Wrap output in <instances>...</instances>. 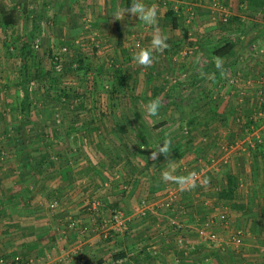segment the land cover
I'll list each match as a JSON object with an SVG mask.
<instances>
[{"label":"crops","instance_id":"obj_1","mask_svg":"<svg viewBox=\"0 0 264 264\" xmlns=\"http://www.w3.org/2000/svg\"><path fill=\"white\" fill-rule=\"evenodd\" d=\"M7 1L10 2L0 0V9L6 10ZM46 1V19L55 16L75 26L66 33L77 31L80 35L82 17L92 18L94 31L87 29L85 33L96 39L103 50L112 52L108 57L113 55L124 68L121 82L127 91L121 105L96 107L92 102L85 109L62 108L67 122L60 125L58 137H48L41 149L43 145L49 147L47 141L52 140V147L68 146L73 151L66 153L62 149L61 156H52L42 149L38 156L15 155L5 165L0 162V264H13L15 258L19 264H172L174 252L167 250L171 241L152 234L154 221L127 216L116 221L111 226L116 231L106 237L101 229L94 230L101 220L93 216L96 209L92 207V200L98 197L103 214L121 209L133 216V211L152 204L166 188L176 187L161 179L168 166L166 158H148L149 151L166 134L172 140L168 159L177 164L176 174L196 172L198 179L209 181L206 185L197 182L201 187L188 191L173 190L183 207L176 211L178 218L194 232L196 223L212 216L217 221L219 214L226 213L230 225L251 228L247 243L258 242L257 231L264 227V143L253 149L248 143L251 137L245 136L243 130H248L250 120L261 132L256 135L264 138L261 7L248 4L249 0H183V15L174 18L170 7L159 5V26L169 38V47L162 53H153L152 66L144 68L132 59V53L137 44L150 45L152 28L127 13L123 20H117V13L129 7L131 0ZM155 2L144 0L148 5ZM189 5L195 11L191 20H187L185 11ZM224 15H228L227 21L222 20ZM9 17L4 21L7 26L11 24ZM228 42L232 44L226 46V53L214 54L216 48ZM215 57L220 58L222 69L215 67ZM212 73L215 80L208 79ZM155 98L162 100L159 118L146 114L147 102ZM259 111L263 112L262 117L254 120ZM1 114L0 109L3 129L17 128V121L2 124ZM76 116L81 122H73ZM177 117L195 135L187 145L174 138ZM40 127L44 131L51 128L44 123ZM236 131L240 132L238 140H232V149L222 153L223 145H231L226 139L228 134L235 135ZM211 157L218 159L220 167L206 166L194 171L200 162L209 164ZM228 175L234 182L231 199L219 196L227 186ZM141 200H145V206L139 205ZM70 218L87 227V233L82 234L79 227L67 228ZM122 229L127 235L135 232L134 237L127 239L118 232ZM143 245L146 258L133 255L132 251L143 249ZM197 246L199 252L192 253L190 259L208 250L202 243ZM118 253L124 256L114 260ZM216 256L236 264L243 260L227 252ZM246 256L244 259H250Z\"/></svg>","mask_w":264,"mask_h":264},{"label":"rangeland","instance_id":"obj_2","mask_svg":"<svg viewBox=\"0 0 264 264\" xmlns=\"http://www.w3.org/2000/svg\"><path fill=\"white\" fill-rule=\"evenodd\" d=\"M171 1L173 0H167V2L163 3L156 0L155 4L157 6L170 7L174 11V18L182 16L184 8L183 0L179 4L180 6L175 1H173L175 3ZM168 3H170V6ZM175 6H178L177 12L174 10ZM5 7L6 10L4 8L0 9L1 119L3 121L2 124L8 125L9 122L14 121H17L18 124L15 129L8 126L3 129L2 125H0V162L5 165L16 156L28 154L38 156L42 149L48 155L61 156L60 150L64 149L67 153L70 147H52V140L47 141L50 142L49 147L43 145L44 148L42 147L41 149V144L46 143L48 137H52L53 139L58 137L61 130L60 125L67 122L68 116H63L62 108L81 107L85 109L90 104L93 105V103L97 104L95 105L96 107H111L117 103V105H121L125 97L124 91H127V89L125 90L126 86L121 82V76L124 75L122 69L124 68L113 59V55L108 57L112 52L108 53L105 49L103 50L102 45L96 39L85 33L87 29L94 31L91 17H82V32L78 35L76 34L77 31H68L69 33H66L68 29H75V26H71L70 22L65 24L55 16L46 19L47 15L45 16V11L49 9L46 0H10V2L7 1ZM187 7L193 8L190 5ZM187 7L185 6V11L188 14ZM216 7L223 9V6L217 5ZM8 16L11 19L10 26L4 24ZM24 50L28 51V54L25 56L22 53ZM23 64L26 65L27 69V83H22L21 66ZM4 88L5 90H3ZM121 94L124 95L122 96ZM25 95L28 97L30 106L22 109L21 101ZM163 102H166V100H163ZM197 104L200 105V102L198 101ZM41 109H47L48 112L41 114L39 112ZM10 111H12L9 114L10 116L3 115V112L7 113ZM14 112L16 113L14 114ZM184 118L182 117V119ZM174 120L178 122L177 130H175V140H182L183 144L189 143L188 138H191L192 131L187 128L185 121H181L180 117ZM73 122H81L80 117L76 116ZM180 122L183 123L181 124ZM42 123L50 125L51 128L48 131L42 130L40 127ZM243 133L247 136L249 132L243 130ZM258 133L261 134L260 131ZM239 134L240 132L238 131H236L235 135L228 134L229 136L226 139L230 140L228 144H231L228 146V150L232 149V145L234 144L232 140L237 141ZM193 136L195 137V135ZM200 137L203 141L202 136ZM141 148H144V146ZM185 148L187 146H184L183 150ZM70 151H73V149L71 148ZM223 152H225L224 149H222ZM217 160L216 157H211L207 165H204V162H200L194 166L196 168L194 171L206 166H217L218 168L220 166H218ZM179 175L184 174L180 173ZM203 180L197 178V182L200 184ZM198 187H201V185ZM176 188H178L177 184L176 187L166 188L164 193H160L162 196L156 197L153 199L154 201H151L152 204L140 207L138 212L133 211V216L130 215V212L127 215V212L125 213L121 209L111 210L103 214L104 210H100L99 208L101 206L100 198L96 197L92 200V207L96 209L93 210V216H96L101 222L97 226V229L94 230L100 232L99 229H101V234L103 233L102 235L108 237L111 231H116L111 227L116 221L119 222L127 216L135 219L140 217L154 221L156 225L152 230V234L157 233L158 236H165L171 241V245L167 250H173L174 252L172 264H233V262L236 264L235 261L231 260V262L229 259L223 262L221 261L222 259L216 256L224 252L230 253L234 257H243L241 264H251L252 262V264H257L255 262L264 264V227L259 228L257 231L259 234L257 237L258 242L247 243V237L251 228L230 225L228 223V214L223 213L225 214L223 222L217 223L220 221H216L212 216L209 218L213 219L214 222L210 226L206 225V220H204L195 224V227H193L195 233L191 232L192 227L180 220L176 213L177 209L183 208L179 195L172 201L169 209H163L158 205L155 206L156 203L159 204L165 198H168L167 193L169 191L172 192ZM54 204L55 202L52 203V207H55ZM145 204V200H141L139 203L142 206H145ZM171 220H177L182 225V229H177L174 225H171ZM67 222V228L71 227L73 229L79 227L82 234L87 233L88 228L80 226L79 221L70 218ZM217 227H220L221 231ZM125 229L118 232H123L124 236H127V239L134 237L135 232H129V235H127L124 232ZM201 230L203 233H200ZM237 230L242 231L240 242H236L233 239ZM211 232L217 235V240L214 242L208 238ZM179 238L182 239V242L179 241ZM160 242L163 241L161 240ZM199 243H202L208 250L203 252L202 255L193 256L190 259L189 257L192 253L199 252L197 246ZM143 250L144 245L141 250L131 251L133 255H140ZM146 255L147 253H143L140 256L144 259ZM245 256L250 259H244ZM252 258L257 259L256 261H252Z\"/></svg>","mask_w":264,"mask_h":264},{"label":"clouds","instance_id":"obj_3","mask_svg":"<svg viewBox=\"0 0 264 264\" xmlns=\"http://www.w3.org/2000/svg\"><path fill=\"white\" fill-rule=\"evenodd\" d=\"M159 8L156 4H145L144 0H131V4L127 8H123L117 13V20H123L125 14L132 17H137L145 25L152 28L150 45L145 47L139 44L136 45V51L132 53V59L144 68L151 67L153 64V53H162L169 47L168 36L165 35L158 20ZM215 67L222 69V63L219 57L214 59ZM209 80H215V73L208 76ZM162 107L160 98H155L147 102L146 114L148 117L159 118V111ZM155 123V122H154ZM172 150V140L168 134L162 139L160 143L154 145V148L149 151V159L156 160L163 155L168 161V166L161 173V179L165 182H173L178 185L180 191H188L197 186L198 174L196 172H189L187 175H178L177 164L172 159H168ZM208 180L205 178L202 185H206Z\"/></svg>","mask_w":264,"mask_h":264},{"label":"built area","instance_id":"obj_4","mask_svg":"<svg viewBox=\"0 0 264 264\" xmlns=\"http://www.w3.org/2000/svg\"><path fill=\"white\" fill-rule=\"evenodd\" d=\"M159 2L165 3V2H167V0H159ZM186 9H187V12H188V14H187L188 15L187 16V20H189L190 18H192L195 15V11L191 7H187ZM174 10H175V12H177L178 11V6H175V9ZM227 19H228L227 18V15H224L222 17V20L223 21H227ZM226 77H227V75H225V78ZM227 81H229V83H230L232 81V77L229 76L228 79H227ZM263 112H264V109H263ZM263 112H260L259 111L256 114V116L253 117V119L255 120L256 118L262 117ZM247 132H249V133H247V136H250L251 137V140H249L248 143L250 145H252L253 149L254 148H257L256 147L257 145H260V144H263L264 143V138H261L260 136L256 135V132H258L257 131V128H255L254 125L251 124V121L250 120H249V127H248ZM253 136H255V140H256L255 143H253V140H254V139H252V138H254ZM228 146L229 145H223V147H221V148L226 151L229 148ZM221 161L226 162L225 159H222ZM167 197L168 198H165V200H163L161 203H159V204L156 203L155 206L158 205V206L162 207L163 209H169L171 207L172 201H174V199L176 197V193L173 192V191L172 192H169L167 194ZM217 218H218V220L220 222H223L225 220V214L221 213V214H219V216H217ZM213 222H214L213 219H208V220L205 221V224L208 225V226H210ZM170 224L171 225H174L175 228H177V229H182V225L177 220H171L170 221ZM72 225H73V223H72ZM241 232H242L241 230H237L235 236L233 237V239L236 242H240L241 241ZM200 233H203V231L201 230ZM208 238H210L214 242V241L217 240V235L214 232H211L209 234ZM179 241L182 242V239L179 238ZM15 263L16 264H19L18 258H15Z\"/></svg>","mask_w":264,"mask_h":264},{"label":"trees","instance_id":"obj_5","mask_svg":"<svg viewBox=\"0 0 264 264\" xmlns=\"http://www.w3.org/2000/svg\"><path fill=\"white\" fill-rule=\"evenodd\" d=\"M248 4H252V5H257V6H260L261 7V10H260V19L261 21H264V0H249L248 1ZM232 43L228 42V43H225V45L221 46V47H218L214 50V54L216 55H223L224 53H226L229 49L226 48V46H229L231 45ZM26 48V46H25ZM23 53V56L27 55L28 54V51L27 50H24ZM21 69H22V83H27V79H28V74H27V69H26V65L23 64L21 66ZM30 106V102L28 101V97L27 95L24 96L23 100L21 101V108L22 109H26L27 107ZM191 137V135H190ZM189 141H191L192 138H188ZM227 186L220 192L219 196L221 198H225V199H231L232 198V191L234 189V182H233V178L231 175H228L227 176ZM100 210H104L101 206L99 207ZM122 256H124L123 253H118V254H114L113 256V259L116 260L118 258H121ZM13 264H16L15 261L13 260L12 261Z\"/></svg>","mask_w":264,"mask_h":264}]
</instances>
